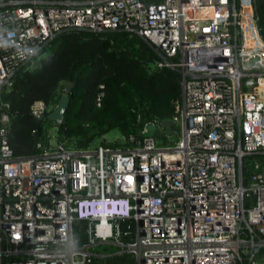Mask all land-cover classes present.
Returning a JSON list of instances; mask_svg holds the SVG:
<instances>
[{"label":"built area","instance_id":"1","mask_svg":"<svg viewBox=\"0 0 264 264\" xmlns=\"http://www.w3.org/2000/svg\"><path fill=\"white\" fill-rule=\"evenodd\" d=\"M257 23L253 0H0L1 87L61 30L123 28L150 45L153 66L179 72L182 91L169 120L179 133L173 143L167 131L151 137L149 124L165 127L149 121L139 131L148 137L134 146L50 140L34 156L15 157L10 116L0 113V264H89L110 253L139 264H264ZM29 109L37 118L50 111L41 101ZM74 220L84 222L83 241Z\"/></svg>","mask_w":264,"mask_h":264},{"label":"trees","instance_id":"2","mask_svg":"<svg viewBox=\"0 0 264 264\" xmlns=\"http://www.w3.org/2000/svg\"><path fill=\"white\" fill-rule=\"evenodd\" d=\"M253 5L264 35V0H253ZM156 59L146 41L123 28L90 31L72 27L59 31L0 86V113L10 116L6 135L12 155L34 156L48 147L50 126H55L56 141L73 140L79 148L112 129L120 132L128 145L142 142L148 137L139 132L142 126L149 121L171 120L182 93L179 72L153 66ZM65 81H72L73 86L62 121L48 119L49 111L35 117L30 105L41 101L52 110L64 93ZM99 91L104 95L96 102ZM160 132L154 128L150 136L166 137V131ZM102 144L116 147L122 142L103 140ZM243 169L246 180L250 165ZM83 223L74 220L71 224L79 241L84 240ZM124 223H119L122 230ZM95 251L102 252L100 248ZM89 264L136 263L130 254L110 253L92 255Z\"/></svg>","mask_w":264,"mask_h":264},{"label":"rangeland","instance_id":"3","mask_svg":"<svg viewBox=\"0 0 264 264\" xmlns=\"http://www.w3.org/2000/svg\"><path fill=\"white\" fill-rule=\"evenodd\" d=\"M243 19H244V21H243L244 24L242 25V29L250 32L251 28L253 27L252 17L249 16V13H246V15L244 16ZM147 131L148 132L152 131V127L150 126V124L147 126ZM54 132H55V126H50L49 134H51V144L52 145H54L56 143V139L54 137V135H55ZM178 134L179 133L174 132V135H170L168 137V142H166V143H173L174 139H176L178 137ZM121 136L122 135L120 132H118L116 129H112V130L108 131L107 134H105V135H102V136L100 135L99 137H95L89 144L93 147L95 145L102 143L103 140H108L110 142L117 140L118 142H120V141H122ZM160 143L162 144V142H160ZM70 144L75 145L73 140L70 141ZM103 248H105V247L100 248V250L105 251L106 248L105 249H103Z\"/></svg>","mask_w":264,"mask_h":264},{"label":"water","instance_id":"4","mask_svg":"<svg viewBox=\"0 0 264 264\" xmlns=\"http://www.w3.org/2000/svg\"><path fill=\"white\" fill-rule=\"evenodd\" d=\"M76 74L74 73L73 78H75ZM73 86L72 81H65L64 82V93H62L60 95V98H58L55 106L53 107L52 110L49 111L48 113V119L50 118V120H53L56 123H59L62 121L64 113H65V108L68 102V99H70L68 93L71 91ZM172 121L166 120L162 123V125L165 127V131H167V133L169 135H173V131L171 130V126H172ZM136 264H139L136 261Z\"/></svg>","mask_w":264,"mask_h":264},{"label":"clouds","instance_id":"5","mask_svg":"<svg viewBox=\"0 0 264 264\" xmlns=\"http://www.w3.org/2000/svg\"><path fill=\"white\" fill-rule=\"evenodd\" d=\"M173 135H174V133H173Z\"/></svg>","mask_w":264,"mask_h":264},{"label":"crops","instance_id":"6","mask_svg":"<svg viewBox=\"0 0 264 264\" xmlns=\"http://www.w3.org/2000/svg\"><path fill=\"white\" fill-rule=\"evenodd\" d=\"M50 140H51V138H50Z\"/></svg>","mask_w":264,"mask_h":264}]
</instances>
